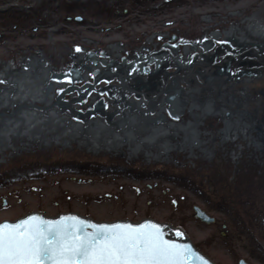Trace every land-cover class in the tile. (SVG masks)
Wrapping results in <instances>:
<instances>
[{
	"label": "rangeland",
	"instance_id": "374dc122",
	"mask_svg": "<svg viewBox=\"0 0 264 264\" xmlns=\"http://www.w3.org/2000/svg\"><path fill=\"white\" fill-rule=\"evenodd\" d=\"M248 18L264 25V0H0V70L3 66L19 70L23 64L19 57L39 55L52 71H62L76 66L82 47L96 53L116 44L118 50L113 51L116 56L120 55L116 61L122 56L131 60L138 52L160 56L158 51L170 58L164 61L163 67L157 66L155 59L147 62L151 73L145 76L146 85H139L138 80L142 78L137 72L133 78L123 80V85L129 89L132 84V89L115 87L109 97L102 93L103 97L109 100L121 97L123 103L124 98L136 101L147 98L158 100L160 105V98L173 92L170 81L175 78L182 85L181 98L186 95V104L177 118L170 119L167 115L166 118L185 125L188 121L193 123L197 113L200 115L198 130L204 129L209 135L205 144L200 143V139L198 143L185 142L184 150L176 149L167 159L156 158L155 161L145 158L147 144L130 155L125 149L102 147L95 150L87 142L78 140L66 145L63 141L46 145L40 142L19 151L6 149L4 154L0 153V172L23 161L59 162L65 159L93 161L104 166L121 163L166 174L141 178L101 169L74 174L58 171L38 179L0 185V220H12L29 211L48 216L75 212L97 221H138L150 217L180 228L215 264H237L239 258L250 264H264L246 230L252 229L254 214L264 207L263 95L259 93L254 99L237 89L244 80L248 88L264 92V75L260 78L243 76L240 82L232 85L224 83L222 88L237 98H230L236 106H230L225 97H217L213 110L202 111L205 105L213 104L205 97L209 96L210 86L217 89L210 73L217 66L226 62L245 72L256 68L264 72V47H258L257 42L261 39L231 43L232 36L225 34L231 26L236 28L234 33L240 34ZM171 35H175L173 40H170ZM164 42L172 45L178 42L177 48L157 50ZM184 47L188 48L187 52ZM105 54L102 56L105 59L115 57L114 53ZM97 64L103 67L100 62ZM122 67L126 77L131 67L126 63ZM201 70L208 74L201 75L198 73ZM110 83L118 84L117 77L110 76ZM100 84L106 85L103 80ZM4 85V79H0V90ZM197 87L198 92L190 91ZM76 96L72 91L64 99ZM84 102H72V105L86 109L89 99ZM191 102H195L192 109L188 108ZM162 105L160 110L164 113L167 101ZM106 109L111 115L97 111L89 119L107 122L110 117L113 120L117 116L116 107L110 102ZM62 110L66 112L67 121L80 122L70 107ZM192 110L196 112L192 114ZM230 126L237 131L242 127L247 137L238 134L234 139H224V130ZM256 131L262 134V139ZM249 134L253 136L251 143L247 141ZM254 137L258 138L255 143ZM179 174L190 177L205 195L220 199L224 207L216 208L191 188L182 186L173 179ZM245 202L246 207L241 209ZM193 205L202 208L213 221L197 218ZM256 238L264 248V237Z\"/></svg>",
	"mask_w": 264,
	"mask_h": 264
},
{
	"label": "bare ground",
	"instance_id": "6f19581e",
	"mask_svg": "<svg viewBox=\"0 0 264 264\" xmlns=\"http://www.w3.org/2000/svg\"><path fill=\"white\" fill-rule=\"evenodd\" d=\"M235 29V27L231 26L225 33L232 36L230 40L233 42L231 43H241V41L247 43L261 39L257 41L259 42L258 47H264V25L259 24L256 20L248 18L242 28L244 32L242 31L240 34L234 33ZM108 47L104 51L98 50L96 54L99 52L105 54L107 52L112 55L114 53L113 56L115 57H109L107 60L114 59L116 61L115 58H118L120 55L116 56V52L113 50H118V46L112 44ZM184 50V52H187L188 48L184 47ZM88 51H90L88 48L84 49L82 47L80 51L81 55L77 57L78 63L76 64V68L80 69L79 78L85 79L87 74V70L85 69L91 68L88 65L89 63H86L89 59L87 56ZM19 60L23 63L19 70L8 66H3V69L0 70V79H4L5 82L3 89L0 90L1 155L4 154V150L9 148L13 149V151L14 149L19 151L26 147H35V144H39L40 142L46 145L48 143L58 144L60 141H63L64 143L62 144L66 145V143H71L73 140H78L87 142L95 150L102 147L115 150L118 148L120 151L125 149L129 155L136 153V151L143 148L144 144H147L144 148L146 151L145 158L155 161L157 160L156 158L167 159L176 149L184 150L187 147L185 142L193 144L194 142L198 143L197 139H200V143H204L209 139L208 132L204 129L202 131L198 130L197 125H199L200 115L197 113L195 116L193 115L196 118L193 123L191 121H188L185 125L183 123H173L166 118L165 114L162 115L160 110L162 106L158 105V100L155 101L153 99H147L144 102L143 100L136 101L133 98H124L123 103L121 97H117L116 100L113 98L110 101L116 107L114 112L117 113V116L113 120L109 119L110 117H107V122L98 118L90 120V115L83 113L81 117L83 121H67L65 117L66 112L55 108L57 106H55L53 91L56 88L66 87L69 82L52 81L50 77L52 69L39 55L19 57ZM1 65H4V62ZM224 65L221 64L217 66L219 67L218 69L210 72L211 77H213L211 80L215 82L217 89L213 90L212 86L209 87L210 90L208 92L210 97L206 96L205 98L207 99L205 100H209L213 104L205 105L202 111L213 110L217 97H225L230 106H236L234 99H230L234 94H230L227 89L222 88L224 81L227 79ZM100 67L99 65V69ZM66 70L68 69L62 71ZM198 73H201V75L208 74V72L202 70L201 72L198 71ZM144 80L145 78L138 80V83L144 82L141 85H146V80ZM118 82V84L110 83V88L114 89L115 85L119 89H122V79L118 78ZM171 82H173L171 86L172 90H177L178 86L182 87V85L177 83V80H172ZM198 90L199 88L197 87L190 91L198 92ZM183 93L181 91L180 95ZM91 94L93 95V93ZM93 96L92 98L95 100L99 95ZM166 97L163 99L162 96L160 101L162 103L166 102ZM183 99V105H185L186 95L183 96ZM20 101L26 104H34L36 107H44L45 111L39 112L34 108L22 107L21 105L17 107V103H20ZM72 102L76 101L71 100V105L69 103L68 106L75 113L77 107L73 106ZM39 103H42L43 106L38 105ZM193 105H195V102H191L188 108L192 109ZM134 107H138V109L134 111ZM141 107L143 108L140 109ZM147 109L151 112L147 113ZM106 110L104 112L111 115V112ZM232 127L225 128L224 135L222 136L223 138L225 136L224 139H234L238 134H242L244 138L247 137L246 131L242 127L239 128V131L231 129ZM249 136L250 138L247 141L251 143L253 136L250 134ZM188 137L191 139L188 140ZM255 140H258V138H253L254 143ZM124 145H127V148Z\"/></svg>",
	"mask_w": 264,
	"mask_h": 264
},
{
	"label": "snow or ice",
	"instance_id": "6c2138e0",
	"mask_svg": "<svg viewBox=\"0 0 264 264\" xmlns=\"http://www.w3.org/2000/svg\"><path fill=\"white\" fill-rule=\"evenodd\" d=\"M160 227L151 221L96 224L76 216L4 221L0 264H198V253L165 239Z\"/></svg>",
	"mask_w": 264,
	"mask_h": 264
},
{
	"label": "water",
	"instance_id": "95a60500",
	"mask_svg": "<svg viewBox=\"0 0 264 264\" xmlns=\"http://www.w3.org/2000/svg\"><path fill=\"white\" fill-rule=\"evenodd\" d=\"M79 18V17H77ZM175 38V35H171L170 40H173ZM169 44V43H168ZM171 44V43H170ZM178 44V42L174 43V46H176ZM172 45V44H171ZM173 46V45H172ZM88 56V60L90 62H100L104 68L99 71L98 69H94L90 72V77L91 80L90 81H86L84 83H82L81 85H77V81H79V74H80V69H77L76 66H73L71 68H69L66 71H52L51 72V78L55 81H67L69 82V84L64 87V88H60L57 90L56 92V96H55V105L61 106V107H67V101L64 99V95L70 91H75L78 95V101H83L86 96L88 95V93L90 91H98L100 93H103L104 90L103 88H98L96 87V84L99 80H103L105 82H109L110 81V76L109 75H116L118 78L123 79L125 78V76H123L122 72V65L123 64H129L131 67V70L129 73L126 74L127 78H133L134 74H136L137 72L140 73H148L149 72V66L147 65V62H150L151 59H156L155 55H143L142 53H138L136 54L135 58L131 59V60H126V57H122L120 59V61H115L114 59H105L104 57V53L103 52H99L98 54L92 52V51H88L87 53ZM140 62H145L144 64H140ZM137 67V70L135 71L134 68ZM67 77V79L65 78ZM173 83H171L170 85H172ZM182 91V87L178 86L177 90H173V92H169L167 94L166 97V101L168 103V106L166 108L168 115L171 118H177L178 115H180L182 113L183 110V99L181 98V93ZM106 107V102L104 100L103 97H100L99 100L94 104V106L92 108H90L87 113L88 114H93L95 113V111L103 109ZM178 109V110H177ZM77 115L80 116L82 113L81 111H76ZM193 211H194V215L199 218L202 221L205 222H211L213 221V217L208 215L202 208H200L197 205H193ZM27 216H37V217H44L45 219L48 220H56L61 216H76V217H80L82 219L85 220H90L93 223L96 224H142L144 221H151L153 224H157L160 225V231L164 234V238L168 239V240H174L176 241L178 244L181 245H188L192 248V250L196 253H198V257H197V262L198 264H203V261L199 260V257H203L204 261H207V264H215L211 259H209L206 255H204L202 252H200L191 242L190 239H188L186 237V235L183 233V231L178 228V227H171L170 225L163 223V222H159L156 221L152 218H142L138 221H131L129 219H115V220H94L91 219L89 217H84V216H80L77 215L75 213H71V212H64V213H59L55 216H43L37 212H30L27 213L23 216H20L16 219L13 220H8V219H2L0 220V223L4 222V221H8L9 223H13L17 220H21L24 217ZM177 232L180 233V235H177ZM237 264H250L247 261H245L243 258H239L237 261Z\"/></svg>",
	"mask_w": 264,
	"mask_h": 264
},
{
	"label": "trees",
	"instance_id": "16d2710c",
	"mask_svg": "<svg viewBox=\"0 0 264 264\" xmlns=\"http://www.w3.org/2000/svg\"><path fill=\"white\" fill-rule=\"evenodd\" d=\"M99 172L97 170H103L105 172L111 171L117 175H133L141 178L149 177L150 174H156L157 176H163L166 173L159 170H148V169H136L130 166H126L121 163H115L108 166L94 163L93 161H79V160H60L59 162L51 161H23L17 166L11 167L10 169H5L0 172V185H8L19 180H24L28 178L38 179L46 174L52 172H67L74 174L78 172H89V170ZM91 172V171H90ZM171 177L170 175H168ZM173 179L181 182L182 186L189 187L194 190L195 193L200 195L204 201H208L212 206L216 208H223L224 204L219 200L212 199L210 195L204 194L200 187L188 176L179 174L173 176ZM247 202L241 205V209L246 207ZM253 227L252 229H246L248 231V236L255 246L254 248L258 252V256L264 261V248L257 242V236L264 237V207L258 209L253 217ZM242 228L245 226L241 225ZM250 231V232H249Z\"/></svg>",
	"mask_w": 264,
	"mask_h": 264
},
{
	"label": "flooded vegetation",
	"instance_id": "af4514ba",
	"mask_svg": "<svg viewBox=\"0 0 264 264\" xmlns=\"http://www.w3.org/2000/svg\"><path fill=\"white\" fill-rule=\"evenodd\" d=\"M177 47H175L174 45H168L166 44L165 42L162 43L161 45L158 46V49L157 50H164V49H167V50H170V49H175ZM157 54L160 56H157L155 55L156 59H155V64H157V66L159 67H163L164 65V61L168 58H170L168 55L166 56H163L164 54L162 53H159L157 51ZM224 68L226 69V77L227 79L224 81V83H228L229 85H232L233 83H237V82H240L241 81V78L243 76H247V78H251L252 76L254 78H260L259 76H263L264 75V72L261 71V69H253V70H249L247 72L243 71L242 69L239 70V67L235 66L234 64H230V63H224ZM223 68V69H224ZM264 79V78H263ZM246 81V80H245ZM244 80L242 81L241 83V87H237V89L239 91H242L245 95H249L251 97H253L254 99H257L258 98V94L260 93L262 96V99H263V102H264V92L262 89H254V88H248V86L245 85V83H243ZM230 98V97H229ZM257 132V131H256ZM257 136L260 137V139H262V134H259V132H257Z\"/></svg>",
	"mask_w": 264,
	"mask_h": 264
},
{
	"label": "built area",
	"instance_id": "2783aa9c",
	"mask_svg": "<svg viewBox=\"0 0 264 264\" xmlns=\"http://www.w3.org/2000/svg\"><path fill=\"white\" fill-rule=\"evenodd\" d=\"M10 63V62H9ZM9 67V66H8ZM14 107V106H13Z\"/></svg>",
	"mask_w": 264,
	"mask_h": 264
}]
</instances>
